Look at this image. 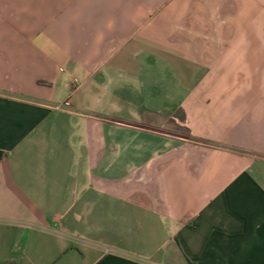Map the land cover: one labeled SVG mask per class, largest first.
Returning a JSON list of instances; mask_svg holds the SVG:
<instances>
[{"label":"crops","instance_id":"obj_1","mask_svg":"<svg viewBox=\"0 0 264 264\" xmlns=\"http://www.w3.org/2000/svg\"><path fill=\"white\" fill-rule=\"evenodd\" d=\"M0 261L264 264V0H0Z\"/></svg>","mask_w":264,"mask_h":264},{"label":"trees","instance_id":"obj_2","mask_svg":"<svg viewBox=\"0 0 264 264\" xmlns=\"http://www.w3.org/2000/svg\"><path fill=\"white\" fill-rule=\"evenodd\" d=\"M204 143H207L203 141ZM0 264H17L16 262H11V261H0Z\"/></svg>","mask_w":264,"mask_h":264},{"label":"rangeland","instance_id":"obj_3","mask_svg":"<svg viewBox=\"0 0 264 264\" xmlns=\"http://www.w3.org/2000/svg\"><path fill=\"white\" fill-rule=\"evenodd\" d=\"M158 128H160V127H158ZM162 128V127H161ZM183 133V132H182Z\"/></svg>","mask_w":264,"mask_h":264}]
</instances>
